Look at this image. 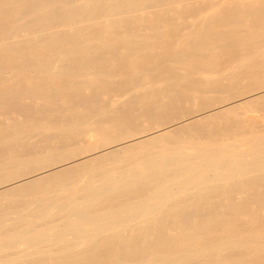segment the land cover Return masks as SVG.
Wrapping results in <instances>:
<instances>
[{"label":"bare ground","instance_id":"obj_1","mask_svg":"<svg viewBox=\"0 0 264 264\" xmlns=\"http://www.w3.org/2000/svg\"><path fill=\"white\" fill-rule=\"evenodd\" d=\"M0 264H264V0H0Z\"/></svg>","mask_w":264,"mask_h":264}]
</instances>
